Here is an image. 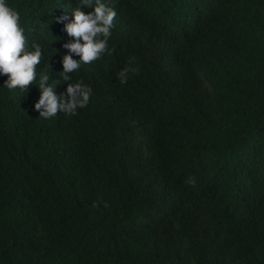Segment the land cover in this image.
<instances>
[{
    "label": "trees",
    "instance_id": "obj_1",
    "mask_svg": "<svg viewBox=\"0 0 264 264\" xmlns=\"http://www.w3.org/2000/svg\"><path fill=\"white\" fill-rule=\"evenodd\" d=\"M122 8L117 34L125 52L105 54L68 75L70 51L52 26L38 43L43 57L36 82L25 94L9 92L0 77V264H239L257 259L264 242V0H153L167 18L183 13L189 28L209 42L208 58L192 77L166 95L158 91L155 63L143 60L135 38L134 5L152 0H116ZM54 46H59L57 58ZM134 58L138 72L120 84L117 73ZM57 59V60H55ZM164 59V57H162ZM64 96L70 83L92 89L78 115L40 117V81ZM85 82V83H84ZM149 129V131H148ZM147 137L149 143H137ZM159 156L179 151L185 181H199L201 164L215 181L232 167L257 180L256 219L221 237L210 231L182 236L178 219L148 192L147 171L133 151ZM179 168L163 174L174 177ZM137 223L115 243L101 239L112 225ZM96 236V237H95ZM95 237V238H93ZM205 245L210 257L191 255Z\"/></svg>",
    "mask_w": 264,
    "mask_h": 264
},
{
    "label": "clouds",
    "instance_id": "obj_2",
    "mask_svg": "<svg viewBox=\"0 0 264 264\" xmlns=\"http://www.w3.org/2000/svg\"><path fill=\"white\" fill-rule=\"evenodd\" d=\"M122 8L116 0H0V77H6L9 92L25 94L36 82L37 67H42L43 52L38 45L54 26L66 39L75 42L65 47L80 57L73 60L71 55L64 57L63 79L78 71L81 65H89L105 54L121 55L125 52L126 36L117 34L122 23ZM135 38L141 39L143 60L155 63L158 69L172 67L169 48L187 46V40L200 37L189 28L183 13L175 18L163 16L155 9L153 0L143 8L132 6ZM164 41L167 47H163ZM56 57L62 55L59 46H54ZM63 57V56H62ZM164 57V59H162ZM57 60V59H55ZM134 58L128 66L117 73L120 84H126L130 75L138 72ZM189 71L181 73L188 81ZM44 76L40 81L41 98L35 105L40 117L51 119L59 113L68 116L78 115V109L86 108L92 96V89L82 82L70 83L64 96H57L54 87H46ZM162 76H154L158 91ZM85 83V82H84ZM149 131V129H148ZM149 143L147 137L138 145ZM136 162L147 171L146 187L150 194L159 197L163 204L175 213L178 231L184 236L197 230L210 231L221 237V248L226 249L227 236L248 227L257 217L259 200L252 186L257 178L244 174L241 168L232 167L222 180H213L201 164L199 181H185L183 174L186 161L179 151L159 156L150 148L133 151ZM179 168L174 177L163 174L166 169ZM137 213L132 206L128 223L112 225L101 239L115 243L123 232L137 223ZM96 237V236H95ZM93 237V238H95ZM206 255L210 250L205 245L193 244L191 255ZM239 264H264V242L257 250V259L250 258Z\"/></svg>",
    "mask_w": 264,
    "mask_h": 264
},
{
    "label": "rangeland",
    "instance_id": "obj_3",
    "mask_svg": "<svg viewBox=\"0 0 264 264\" xmlns=\"http://www.w3.org/2000/svg\"><path fill=\"white\" fill-rule=\"evenodd\" d=\"M187 46H179L169 48V56L171 57L172 67H163L158 69V74L162 76L161 89L164 93L171 92L176 87L185 83V79L181 78L183 69L195 68L204 63L208 56L207 48L209 42L204 38H192L187 40ZM161 45L167 47V44L162 41Z\"/></svg>",
    "mask_w": 264,
    "mask_h": 264
}]
</instances>
